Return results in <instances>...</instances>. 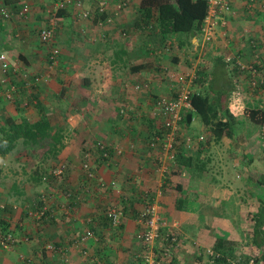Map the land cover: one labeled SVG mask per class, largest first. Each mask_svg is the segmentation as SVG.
I'll use <instances>...</instances> for the list:
<instances>
[{"label": "crops", "instance_id": "1", "mask_svg": "<svg viewBox=\"0 0 264 264\" xmlns=\"http://www.w3.org/2000/svg\"><path fill=\"white\" fill-rule=\"evenodd\" d=\"M56 1L19 0L29 9L23 19H3L0 14V54H7L16 69L4 73L0 63V124H4L8 116L15 118L21 111L31 110L29 103L33 95L24 85L23 75L25 72L34 75L48 67V49L38 37V30L48 24L47 20L54 23L62 54L60 64L52 71L54 76L46 93L40 97L43 99L47 93L58 90L59 73H64V85L70 90L88 92L79 109L73 104L68 106L64 118L58 111L49 113L56 120L54 122L63 121L69 125L65 147L58 156L66 166L61 185L54 183V178L47 183L38 180V173L48 170V148H25L20 140L13 151L0 155V207L4 205L7 210L0 208V220L2 217L8 219L9 231L17 238V244L11 249L0 246V264H29V258L36 264H67L65 256L71 264H144L139 257L142 248L136 235L144 229L140 213L149 204L155 205L161 219L176 225L180 233L181 247L171 264H209L200 250L214 247L218 238L229 240L233 239L232 235L237 236L230 226L217 235V221L228 219L229 225L234 224L231 220L235 219L230 207L215 198L217 183L222 181L218 177L222 167L217 165L223 160L212 162V156L217 154L216 145L221 149L223 140L230 137L207 146L202 144L199 148L198 138L206 128L199 115H193L192 122L181 128L179 125L172 137L173 151L184 158H179L180 161L174 162L167 171L155 162L148 141L153 127L158 128L167 119L158 100L175 96L182 86L177 80L173 82L170 74L175 73L181 80L185 73L192 71L190 67L196 55L200 57L198 62L204 63L203 70L210 65L214 71L217 65L215 73L223 80L225 76L234 75V69L228 66L227 70L218 60H224L228 53L235 55L236 51H240L245 60L260 63L264 71V41L258 51L252 49L251 42L257 38L264 40V0H254L250 7L251 0H230L233 12L228 15L226 26L217 28L214 42L217 60L215 54L209 53V42H204L200 34L189 38L171 35L167 41H161L141 30L136 26L141 0L124 8L118 6L121 0H83L81 6L70 8L71 18L53 16ZM101 1L106 2L109 21L100 23L92 16L88 19L82 16L86 10L94 12ZM202 55L206 58H201ZM198 84L194 85L198 87ZM206 85L205 81L199 88ZM64 91H68L66 87ZM262 91L264 87L257 92ZM251 92L243 91L245 108L259 106L264 101V93L258 100L247 101L246 94ZM9 93L15 98L8 99ZM52 97L48 98V103ZM59 103L55 99L47 105L55 110ZM122 108L126 110L122 112ZM227 109L226 113H221V119L232 117V121H239L243 116V128L244 112L236 114L230 105ZM98 140L114 149L113 158L107 162L97 151L92 153L96 175L105 183L102 188L86 185L82 166L85 150ZM38 150L41 158H32ZM233 152L235 155L236 151ZM199 159L203 164L198 165ZM222 182L225 186L228 183ZM45 195L47 203L53 208L58 206V210L53 217L40 221L32 212ZM74 195H80L81 199ZM66 204L65 209L61 207ZM112 206L124 208L117 228L108 219ZM2 227L4 224L0 221V237L4 232ZM90 228L101 237V243L89 239L82 246L77 245L79 235ZM167 230L162 228L164 234ZM48 243L56 245L58 251L46 249ZM244 251L243 248L236 250L238 254Z\"/></svg>", "mask_w": 264, "mask_h": 264}, {"label": "trees", "instance_id": "2", "mask_svg": "<svg viewBox=\"0 0 264 264\" xmlns=\"http://www.w3.org/2000/svg\"><path fill=\"white\" fill-rule=\"evenodd\" d=\"M254 0H251L249 2V7L252 5ZM137 2L136 0H129V5L132 3ZM230 2V0H229ZM7 9L8 10V16H5L2 14L1 9ZM72 5H68L64 8H58L54 10V17L55 18H61V17H70L71 18V9ZM231 9L232 7L229 6ZM24 6L19 3V0H2V3L0 5V14L3 17V19H11L13 17H18V19H23L26 17L28 11H24ZM209 10V0H141L139 5V19L136 26L140 27V29H144L148 32L149 36H157L159 39L161 38V41H167L168 37L171 35H177L181 36L186 35L188 38L189 36H196L199 34H202V30L205 24V18L208 15ZM91 12V11H90ZM107 11H101L99 9V6L97 9L92 13V18L96 22H104L107 20ZM233 11H230L228 13L224 14V18L226 20L227 24V17L228 15H231ZM50 15V14H49ZM90 18V17H89ZM88 19V17L86 18ZM2 20V19H0ZM48 21V25L50 24V20ZM100 22V23H101ZM223 25V26H226ZM47 25V26H48ZM222 26V23H219L217 25ZM40 29L38 30V37L40 39ZM215 35H217V31L212 36V38L209 40L208 47L209 53L216 55L217 60V49L216 45H214L215 42ZM182 40V39H181ZM185 39L183 38L182 43H184ZM263 41L261 38L253 39L252 42V48L254 51H258L261 47L260 44H263ZM41 42V41H40ZM42 45L46 46L48 49V58H47V64L48 67L43 70L44 73L47 72L49 69V64L51 61H53L50 58V55L52 53L53 46H56L60 49V55H59V61L58 65L61 61V54L62 50L60 45L57 42V36H56V29H55V42H41ZM191 44V41H190ZM151 45V44H150ZM256 54V52H254ZM1 55V54H0ZM233 59L231 62H228L225 60V57L222 60L219 58L218 62H223L225 68L228 70V66L230 67L231 64H233L234 69V75H229L228 77H224L225 80L222 79V76L217 77V73H215V68L217 65L213 68L209 66V69L207 73L205 71H201L202 75L197 74L198 77L194 80V83H199V86H202L205 81L207 82L208 86L206 85L205 88L200 89L197 91V93L192 95L191 102L193 105V109H188L183 111L181 120L179 121L180 128L182 125H188L192 122V118L195 117L193 115H199L201 118V122L206 128L205 133L201 134L204 139L199 140L200 145L199 148H202V144L205 146L210 145L213 141L219 142L223 140L225 137H233L235 134V120L232 121L231 119L223 120L221 119L220 115L221 113H226L229 106L230 98L233 94V92L236 89H241L244 92L247 91H254L255 93H258V90L263 89L264 82H258L257 78L261 75H264V71L262 68V65L260 63H257L256 61H249L245 60L244 56L240 53V51H236L235 55H233ZM11 67L9 72H14L13 65L10 64ZM57 65V66H58ZM56 68V67H55ZM21 73V71H19ZM198 73V72H197ZM231 73V72H230ZM11 74V73H10ZM36 74H29L31 79H27V81L23 78L24 85L30 89L31 94L33 95V99L29 100L27 103H29L31 106V110L28 112L21 111L18 116L15 118L8 116L4 120V124H0V155L5 156L6 154L10 153L14 150V148L17 146V142L22 140L23 144L28 147H38L42 146L45 148H48L47 151V157H53L56 158L61 153L62 149L65 147V139L68 134L69 125L68 123L62 122H54L52 116H49V113L51 111H58L64 116L67 114L68 106H71V104L75 105L77 109H79L81 106H79L84 99L87 96V91L84 89H81V92L77 93L75 92V89L68 88L64 85V73L58 75L57 77V86L58 90H54L53 94L47 93L45 95V98H41V94L46 93V89L49 87L48 84H50V81L53 79L54 74L51 72L49 75V78L47 81H41L40 83H35L34 78ZM232 74V73H231ZM242 76V77H241ZM217 77V81L220 82V84H217L215 86L214 80ZM32 80L30 84H28V81ZM68 90L67 92L64 91V88ZM19 88L23 90L22 86L19 84ZM13 90V89H12ZM15 91V90H14ZM22 93V92H20ZM50 96H53L52 99L48 103V98ZM65 97V100H64ZM8 99H14L13 94L8 97ZM71 98V99H70ZM58 100L60 103L59 106L53 110L49 105L52 102ZM68 99V101H66ZM69 103V104H68ZM68 104V105H67ZM67 105V106H66ZM50 108V110H49ZM125 108H122V112H124ZM73 110H75V107H73ZM126 110V109H125ZM194 119V118H193ZM244 139L250 140L254 137H256L259 133L260 135H264V104L261 103L259 106H252L249 105L245 108L244 111ZM154 132H152L150 139L148 141V146L154 151V158L155 162H158V148L152 147L151 142L156 141L157 136H160L162 139L166 138V136L171 132L172 126H167L165 123L158 128L156 126L153 127ZM205 134V135H204ZM103 143L102 140H98L94 142L88 150H85L83 155V162H87L90 160L86 157V154H92L93 151H97L99 154H101V158L105 160L104 162H107L113 158L112 154L114 152V149L112 146L106 145L105 149L100 148V144ZM31 149V148H30ZM95 149V150H94ZM108 152V157H105L103 155V152ZM92 157V156H91ZM184 156H178L177 153H175V162H179L178 159ZM96 161V160H95ZM200 165L203 164V161L201 159L198 160ZM64 166L63 172L61 175H56L51 172V169L48 171H45V173L41 174L38 173V180L43 181L44 183L51 182L49 181V177L56 179V183L61 185V181L64 179L66 166L64 163L60 164ZM54 168V167H53ZM85 176H86V185L88 187H91L92 185H98L99 187H104L105 183L103 181H99L98 176L96 175L95 168L93 167L92 161H90L89 167L85 168ZM2 172V169L0 167V174ZM1 176V175H0ZM248 179H251L253 184H259L264 187V173H258L257 176H252V174L248 175ZM252 184V185H253ZM259 190H257L256 194L259 197ZM46 196V195H45ZM75 198H80V195H74ZM41 203L37 207L34 208V210L37 208H41L44 206V196L40 199ZM218 203V202H217ZM48 204V209L45 212V214L42 217H35L38 220H45L47 218L53 217L56 209L58 210V206L53 208L52 206ZM258 207H256L254 215L251 217V221L253 222V229L249 232L251 235L250 241H248L246 244L248 246H251V248H257L259 250V254L255 257L251 256H238L236 251H234V243L231 241L224 239L223 237L218 238L216 245L214 246L215 250L217 251V258L215 261V264H264V197L260 196L258 200ZM151 205V204H149ZM146 205L145 209L149 206ZM65 207H68V204L64 205ZM220 206V205H218ZM60 207V206H59ZM121 207V206H120ZM3 211H7L5 206ZM124 211V208H122ZM145 209H143L140 213V219H142L143 223L146 221V217L143 215ZM246 214V213H245ZM109 222L112 224V217L110 214H108ZM4 227L3 233H6L9 231V223L8 219L5 217H2L0 220ZM145 228V225H144ZM92 230V228L87 229ZM87 230H85L83 233H85ZM95 232V231H94ZM140 232V231H139ZM138 232V233H139ZM162 232V230H161ZM82 233V234H83ZM81 234V235H82ZM138 235V234H137ZM136 235V236H137ZM80 236V235H79ZM96 236H98L96 234ZM101 237L98 236V239L96 241H100ZM138 241V240H137ZM101 243V241H100ZM139 243V241H138ZM140 244V243H139ZM82 246V245H81ZM142 260V259H141ZM67 263V262H66ZM68 264V263H67Z\"/></svg>", "mask_w": 264, "mask_h": 264}, {"label": "built area", "instance_id": "3", "mask_svg": "<svg viewBox=\"0 0 264 264\" xmlns=\"http://www.w3.org/2000/svg\"><path fill=\"white\" fill-rule=\"evenodd\" d=\"M83 0H57L55 2V9L64 8L68 5H78L81 6ZM119 8H124L129 6V0H121L118 3ZM229 0H209V10L208 15L205 18V24L202 30L203 38L206 41H209L212 36L217 31V25L222 23V25L226 24V20L224 18V14L230 11H233L232 8L230 9ZM99 9L101 11H105L107 9V5L105 1H101L99 5ZM24 11H28V7L23 9ZM1 12L3 15L8 16V10L2 8ZM83 17H91L92 13L88 10L84 11L82 14ZM110 19L107 18L106 21ZM102 23V22H101ZM42 26L40 28V41L41 42H55V27L54 23L50 21V24ZM60 49L56 46H53L52 53L50 58L53 60L49 64V69L47 72L39 73L35 76L34 82L40 83L41 81H47L49 78L50 73L57 67L59 61ZM199 56V55H198ZM201 56V55H200ZM232 54H227L225 56V60L231 62L233 59ZM0 63L1 69L4 73L9 71L11 67L10 60L8 55L2 53L0 55ZM233 67V64L230 65ZM16 70V69H14ZM177 75L175 73L170 74V78L173 82L177 80ZM185 78L178 83H182L181 88L177 90L175 96L171 98L163 97L158 100L157 104L160 106L164 115H166L167 119L164 122L167 126H172L171 132L166 136V138L162 139L160 136H157L156 141L151 142V146L158 148V162L161 164L160 167L163 171H167L172 166V162H174L175 158V151H173L172 137L175 135L176 130L179 129V121L181 120V116L183 111L188 109H193V105L191 102L192 95L199 91L196 85H194V80L197 78V74L195 69L189 71L187 74L185 73ZM23 78L27 81V79H31L28 72H25ZM32 80L28 81L30 84ZM194 85V86H193ZM139 88V86H137ZM14 90V88H12ZM8 97L11 96V93L7 95ZM243 91L241 89H236L229 101L230 109L236 114H242L245 110V102L243 101ZM170 135V136H169ZM171 138V139H170ZM199 140H203L204 137L201 135ZM100 144V143H99ZM106 143H101L100 148L105 149ZM192 147L194 144L191 145ZM103 155L108 157V152L104 151ZM92 154H86V157L89 158L87 162L83 163V167L88 168L90 161H91ZM64 166L58 165L55 166L51 172L56 175H61L63 172ZM47 197L44 196V206L39 209H35L32 214L35 217H42L48 209V204L46 201ZM4 208V205L1 206ZM62 208H66L64 205H61ZM60 207V208H61ZM109 214L112 217V224L113 227L117 228L120 226L122 218L124 216V211L118 206H112L109 209ZM143 215L147 218L144 222L145 228L141 230L138 235L136 236L137 240L140 243L142 248L141 252L139 253V257L142 259L144 264H171L173 257L179 251L181 247V236L179 231L177 230L176 225H169L166 221L161 219L160 214L158 213L156 206L151 204L149 205ZM168 228L167 232L164 234L161 232L162 228ZM29 237L26 236L25 240H28ZM89 239L97 240L98 236L92 230H87L85 233L80 235L76 241L77 245H82L87 242ZM17 244V238L8 231L6 233L1 234L0 237V246L4 249H11L14 245ZM46 249L49 251H58V247L53 243H48L45 246ZM84 255L87 252H83ZM200 254H204L206 256V260L209 264H215L217 258V251L213 246H207L204 249L200 250ZM65 262L71 264L69 257H64ZM29 264H36L32 258L28 259ZM235 264V263H233Z\"/></svg>", "mask_w": 264, "mask_h": 264}, {"label": "rangeland", "instance_id": "4", "mask_svg": "<svg viewBox=\"0 0 264 264\" xmlns=\"http://www.w3.org/2000/svg\"><path fill=\"white\" fill-rule=\"evenodd\" d=\"M201 35V38L206 41L203 38V35ZM217 35H215L216 38ZM208 45V44H207ZM199 53V52H198ZM227 53V52H226ZM215 54V53H214ZM229 54V53H228ZM233 55V53H230ZM204 55V54H203ZM201 58H206L203 56ZM227 54L224 55V57ZM213 56V55H212ZM198 58H200L198 55L195 56L194 60L192 61V68L191 70L195 69L196 73L199 72V70H203L205 68L203 62H198ZM208 58V57H207ZM203 61V60H201ZM205 61H208L205 60ZM210 65L206 66V70H203L207 73ZM188 69L184 72H187ZM221 77V76H220ZM185 77H181V81ZM223 78V77H222ZM258 82H264V75H261L257 78ZM177 81H180L177 78ZM215 85L220 84V82L217 81V77L214 80ZM200 89L199 86L197 88ZM244 91V90H243ZM246 91V90H245ZM252 91V90H251ZM248 91V92H251ZM253 92V94H252ZM251 93L246 94L247 101L250 102V100L255 99L258 100L260 95H263V93H254L252 91ZM264 104V101H263ZM239 121H235V134L230 139L223 140V144L220 145V148H217V145L215 149L217 150V154L215 156H212V162H217L218 160L222 159V163L217 165L219 167H222L220 174H218L219 178H222V181H228L227 184L230 183L227 187L225 186V183L222 181H219L217 183V191L215 194V198L217 200L224 201L226 205L230 207V211L235 219H232L231 221L234 222L228 225V219L225 221L224 219H221L220 221H217V235L221 234V231H224V228H227L226 226H230V228L237 233L235 235H232L231 237L233 239H229L232 243H234V251L238 250L239 248L245 249L243 253H237V255L241 256H251L252 258L259 254V250L257 248H251V246H248L246 243L250 241L251 235L249 232L251 229H253V222L250 220L251 217L254 215L256 207H258V200L260 196L264 197V187L259 184H253L252 181L248 182V175L249 173H253L255 176H257L258 173L264 172V135H258V137H254L250 140L244 139V123L242 128V118L243 116H240ZM72 121V119H71ZM243 131V132H242ZM205 135V134H204ZM256 141L251 143V141ZM42 147V146H38ZM229 148V153L225 152L226 148ZM26 148V147H25ZM45 148V147H44ZM236 151V154L233 155ZM243 151H247L244 153ZM259 153V154H258ZM40 150H38V153L33 155L32 158H41L40 156ZM59 156V155H58ZM175 162V161H174ZM174 162H172V166L174 165ZM62 164L61 163V157H48L47 159V168L48 171L53 169V167L58 166ZM171 166V167H172ZM222 174V175H221ZM51 177H49V180ZM218 181V179H217ZM54 183L57 181L53 180ZM253 185H252V184ZM248 185V186H247ZM61 188V187H60ZM257 190H259V197L256 194ZM219 203V202H218ZM246 213V214H245ZM230 217V216H228ZM233 225V227H231ZM197 247H200V245H194ZM240 257V256H239ZM261 264V263H259Z\"/></svg>", "mask_w": 264, "mask_h": 264}, {"label": "clouds", "instance_id": "5", "mask_svg": "<svg viewBox=\"0 0 264 264\" xmlns=\"http://www.w3.org/2000/svg\"><path fill=\"white\" fill-rule=\"evenodd\" d=\"M264 137V136H263Z\"/></svg>", "mask_w": 264, "mask_h": 264}]
</instances>
